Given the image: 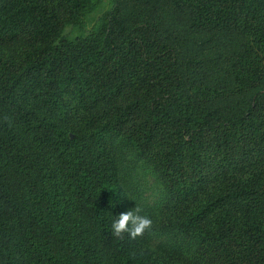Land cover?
<instances>
[{
    "label": "trees",
    "instance_id": "obj_1",
    "mask_svg": "<svg viewBox=\"0 0 264 264\" xmlns=\"http://www.w3.org/2000/svg\"><path fill=\"white\" fill-rule=\"evenodd\" d=\"M110 1L0 0V264H264V0Z\"/></svg>",
    "mask_w": 264,
    "mask_h": 264
},
{
    "label": "rangeland",
    "instance_id": "obj_2",
    "mask_svg": "<svg viewBox=\"0 0 264 264\" xmlns=\"http://www.w3.org/2000/svg\"><path fill=\"white\" fill-rule=\"evenodd\" d=\"M110 0H99L93 10L84 17L85 29L93 28L98 19L110 9ZM74 30L70 37L78 36ZM119 177L128 197V203L135 214L155 218L166 191L155 170L142 160L132 149L123 150L118 158ZM139 209V212L136 210ZM154 237L153 240L160 241Z\"/></svg>",
    "mask_w": 264,
    "mask_h": 264
},
{
    "label": "clouds",
    "instance_id": "obj_3",
    "mask_svg": "<svg viewBox=\"0 0 264 264\" xmlns=\"http://www.w3.org/2000/svg\"><path fill=\"white\" fill-rule=\"evenodd\" d=\"M136 211L139 212V209ZM151 224L152 221L149 217L134 214L133 211L128 210L119 214L118 218L112 223V230L116 236L121 235L123 232L136 236L141 234L145 229L150 228Z\"/></svg>",
    "mask_w": 264,
    "mask_h": 264
}]
</instances>
